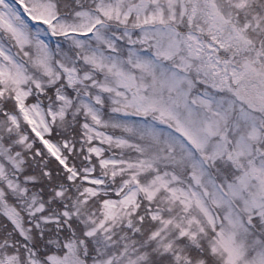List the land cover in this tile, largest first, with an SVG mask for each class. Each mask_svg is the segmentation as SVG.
I'll list each match as a JSON object with an SVG mask.
<instances>
[{
    "label": "snow or ice",
    "instance_id": "1",
    "mask_svg": "<svg viewBox=\"0 0 264 264\" xmlns=\"http://www.w3.org/2000/svg\"><path fill=\"white\" fill-rule=\"evenodd\" d=\"M0 264H264V0H0Z\"/></svg>",
    "mask_w": 264,
    "mask_h": 264
}]
</instances>
